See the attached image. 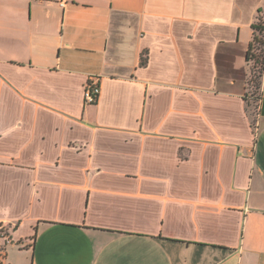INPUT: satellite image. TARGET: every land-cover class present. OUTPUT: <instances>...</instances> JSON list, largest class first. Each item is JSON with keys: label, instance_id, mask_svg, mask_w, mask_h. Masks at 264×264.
<instances>
[{"label": "crops", "instance_id": "1", "mask_svg": "<svg viewBox=\"0 0 264 264\" xmlns=\"http://www.w3.org/2000/svg\"><path fill=\"white\" fill-rule=\"evenodd\" d=\"M260 10L0 0V264H264Z\"/></svg>", "mask_w": 264, "mask_h": 264}, {"label": "rangeland", "instance_id": "2", "mask_svg": "<svg viewBox=\"0 0 264 264\" xmlns=\"http://www.w3.org/2000/svg\"><path fill=\"white\" fill-rule=\"evenodd\" d=\"M261 22V30L259 32L261 43L257 45V49L254 53L255 57L251 62V68L253 69V72L251 74V94L255 98H257L260 94L261 81L264 74V16H262ZM250 111L253 125H256L258 122L257 105L254 104Z\"/></svg>", "mask_w": 264, "mask_h": 264}, {"label": "built area", "instance_id": "3", "mask_svg": "<svg viewBox=\"0 0 264 264\" xmlns=\"http://www.w3.org/2000/svg\"><path fill=\"white\" fill-rule=\"evenodd\" d=\"M101 95V87L98 78H91L85 88V103L87 105L96 104ZM11 231L6 226L0 227V255L4 256L7 248L16 245Z\"/></svg>", "mask_w": 264, "mask_h": 264}, {"label": "trees", "instance_id": "4", "mask_svg": "<svg viewBox=\"0 0 264 264\" xmlns=\"http://www.w3.org/2000/svg\"><path fill=\"white\" fill-rule=\"evenodd\" d=\"M262 16H264V12L262 10H260L259 15L257 17V21L252 26V28H253V39H252V42L249 46V50L247 52V62L249 63V67H250V75H249V78L247 81V89H248L247 105H248L250 110L254 106V104H256L257 108H258V103L260 100V94L257 98L253 97L251 94V74L253 72V69L251 68L252 67L251 62L253 61V58L255 57L254 53H255V50L257 49V45L261 43V40L259 38V32L261 30ZM145 64H146V58L143 57L141 60V65L144 66ZM261 87H262V81H261ZM260 92H261V88H260Z\"/></svg>", "mask_w": 264, "mask_h": 264}]
</instances>
